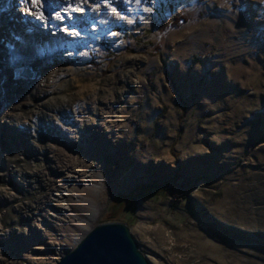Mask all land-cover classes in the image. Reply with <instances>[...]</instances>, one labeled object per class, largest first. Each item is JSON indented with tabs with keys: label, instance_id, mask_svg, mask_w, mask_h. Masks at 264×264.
I'll use <instances>...</instances> for the list:
<instances>
[{
	"label": "rangeland",
	"instance_id": "1",
	"mask_svg": "<svg viewBox=\"0 0 264 264\" xmlns=\"http://www.w3.org/2000/svg\"><path fill=\"white\" fill-rule=\"evenodd\" d=\"M112 221L150 264H264V0H0V264Z\"/></svg>",
	"mask_w": 264,
	"mask_h": 264
},
{
	"label": "water",
	"instance_id": "2",
	"mask_svg": "<svg viewBox=\"0 0 264 264\" xmlns=\"http://www.w3.org/2000/svg\"><path fill=\"white\" fill-rule=\"evenodd\" d=\"M56 264H150L123 222H102L85 229Z\"/></svg>",
	"mask_w": 264,
	"mask_h": 264
},
{
	"label": "bare ground",
	"instance_id": "3",
	"mask_svg": "<svg viewBox=\"0 0 264 264\" xmlns=\"http://www.w3.org/2000/svg\"><path fill=\"white\" fill-rule=\"evenodd\" d=\"M8 23L9 24H11L12 26H17L16 25V23L14 22V21H12L11 20V22L10 21H8ZM57 27H59V26H57ZM63 36H64V33H63ZM66 36V35H65ZM68 37V36H67ZM52 47H53V45H52ZM64 48V47H63ZM62 48V49H63ZM68 50H70L69 48H65L64 49V51H68ZM51 51H54V49L53 48H51ZM56 78H58L57 76H52V75H50L49 77H47V79L46 80H42V82H40L39 84H38V89L41 91V92H43V93H48V90L50 89L49 87L50 86H52V85H54L55 83H56ZM89 79V78H88ZM53 80V81H52ZM88 91H90L89 93L90 94H86V93H88ZM86 93H83V98H85V99H90V100H92L91 101V107H92V109L93 110H95L96 111V113H98V109L100 108L99 107V105L102 103V101L100 100V99H97V97H95V95L96 94H98V93H100L101 92V90L100 89H98V88H92L91 90H88ZM104 90H102V92H103ZM101 92V93H102ZM81 93H82V91H81ZM99 95V94H98ZM79 99L80 98H77V97H75V104H76V106H77V104L79 103L78 101H79ZM79 110V107L77 106L76 107V109H75V111H78ZM102 110V109H101ZM15 115H17V114H15ZM59 151V150H58Z\"/></svg>",
	"mask_w": 264,
	"mask_h": 264
},
{
	"label": "trees",
	"instance_id": "4",
	"mask_svg": "<svg viewBox=\"0 0 264 264\" xmlns=\"http://www.w3.org/2000/svg\"><path fill=\"white\" fill-rule=\"evenodd\" d=\"M147 186L146 185H140L138 188H140L141 189V192H143V191H145L146 189H147V193H153V191H155L156 190V186H154V189L152 190V191H150V186H148L147 188H146ZM153 188V187H152ZM149 189V190H148ZM119 200H117L116 201V203L114 204V205H116V206H118L119 204H123V202H124V200H126L125 198H122L121 196H120V198H118Z\"/></svg>",
	"mask_w": 264,
	"mask_h": 264
},
{
	"label": "snow or ice",
	"instance_id": "5",
	"mask_svg": "<svg viewBox=\"0 0 264 264\" xmlns=\"http://www.w3.org/2000/svg\"><path fill=\"white\" fill-rule=\"evenodd\" d=\"M32 2L35 4L36 3V0H32ZM59 15V14H58Z\"/></svg>",
	"mask_w": 264,
	"mask_h": 264
}]
</instances>
